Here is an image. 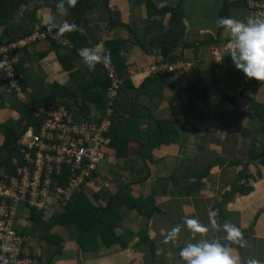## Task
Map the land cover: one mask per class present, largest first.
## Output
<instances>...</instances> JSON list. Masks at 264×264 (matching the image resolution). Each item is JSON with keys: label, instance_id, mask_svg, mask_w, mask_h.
Masks as SVG:
<instances>
[{"label": "crops", "instance_id": "crops-1", "mask_svg": "<svg viewBox=\"0 0 264 264\" xmlns=\"http://www.w3.org/2000/svg\"><path fill=\"white\" fill-rule=\"evenodd\" d=\"M131 1L108 0L110 13L107 11V14L110 15H107V19L101 20L100 12L94 8L81 20L80 29H88L97 38L100 50L104 49L105 41L112 37L130 38L131 33L126 25L135 24L138 36L134 39H143L147 43L144 25L149 17L148 8L143 0H137L135 4ZM153 1L157 7L181 4L185 34L175 52L191 66L150 83L146 91L138 92L134 104L129 100L130 104L120 109L122 120L117 124L124 130L125 154L117 156L113 147H105V157L99 164L97 177L85 192L95 204L104 206L106 202L102 198L93 200L94 193L105 188L110 194H116L126 183H131L133 197L153 195L154 205L161 212L154 211L148 215L150 208L146 204H142L140 209L115 200L113 208L105 215L110 222H115L113 234L116 238L121 237V242L105 244L102 235L96 234L90 238L91 246L82 249L77 239L78 228L72 224H57L51 228L50 234H54L53 240L58 242V251L46 240L30 234L33 226L30 216L26 215L28 220L18 217L17 229L39 252L38 264H184L177 255L179 248L200 238V234L194 235L184 226L185 217H193L209 226L204 238H215L220 242L224 241V233L219 228L213 231L211 223L218 226L225 223L236 225L241 233L248 235L243 243V256L237 248L228 247L237 264H247L250 258L264 264V169L251 163L248 172L253 177L248 184L253 186V190L249 194L237 192L229 202L220 204L222 194L230 189L242 168V165L233 162L245 161L254 143L264 149V133L259 123L250 116L255 113L252 102L264 108V81L248 78L233 66L231 58L227 56L229 36L215 24L218 17L248 18L246 0ZM35 2L39 5L37 19L43 14H50L58 24L68 22L67 13L59 14L54 9L55 1ZM225 4L228 6L224 12ZM25 8V3L19 7L18 24L22 21ZM170 18L171 13L168 12L160 20L167 25ZM110 19L120 24L112 26ZM38 25L27 38L22 39L27 43L24 55L29 54L33 62V69L30 70L33 77L42 76L45 82L58 81L71 88L79 86L77 77L81 74L85 79H96L82 85L85 92L93 86L90 84L98 83L97 77H92V68L86 66L80 56L74 60L75 77L63 67L52 43L53 40L56 44L68 43L65 37L68 31L56 35L53 30L56 36L28 40L34 33L46 30ZM1 29L2 26L0 32ZM214 47L221 49V61L214 60ZM43 51L48 52L38 57ZM125 57L129 73L126 77H130L133 86L140 89L144 80L151 77L147 67L161 59L160 46L156 44L147 52L141 44H137L125 53ZM26 58L25 66L29 67L31 60ZM192 68H196L200 74L201 89L193 87L198 81L194 75L185 74ZM26 89L22 91L28 97L31 89ZM4 93L8 92L2 77L0 98ZM10 102L8 99L7 105L10 106ZM9 106L0 108V123L8 116L16 115ZM89 106L97 110L94 102H89ZM146 113L151 120L163 124L162 131L158 136L153 135L151 141L148 138L154 133L156 125L144 117ZM108 133L106 135L110 138ZM207 164L210 165L209 172L207 167L199 168ZM147 170L149 177L136 181L138 177L145 176ZM259 170L262 176H258ZM45 218L48 219L46 215ZM174 226L180 228L176 243L164 244L163 237ZM145 234L149 241L142 238ZM111 240L112 237L106 241ZM122 242L126 246H122ZM41 255H44V260Z\"/></svg>", "mask_w": 264, "mask_h": 264}, {"label": "trees", "instance_id": "trees-1", "mask_svg": "<svg viewBox=\"0 0 264 264\" xmlns=\"http://www.w3.org/2000/svg\"><path fill=\"white\" fill-rule=\"evenodd\" d=\"M56 2V0H53ZM134 4L137 3V0H132ZM146 4L149 17L146 20L144 25L146 36L148 42L144 43L143 39H134L137 35L136 25H126L129 28L131 33L130 38L121 39V38H110L105 41L104 49L101 50L103 53L104 50H107L109 53V59L115 66L119 76L125 78L123 85L119 89L118 96L115 100L107 105L106 104V91L110 85V77L101 65H96L92 68V77H97L96 84H90L92 87L90 90L85 92V88L82 85H85L86 81L94 82L96 79H85V76L78 71L81 76L77 77V88H71L67 84L60 83L58 81H52L48 83L44 81V77H33L30 71L33 69L32 59L29 57V54L26 56L31 61L29 67L25 66L27 61L24 52L26 45H24L18 53L14 55V68L15 73L18 78L20 87L22 90H27L28 87L31 89L29 95L30 104L25 103L21 97H19L14 91L4 93L0 98V108H6L8 99L11 101L9 109L14 110L16 115H10L4 121L0 123V129L4 133V139L0 142V171L2 167L6 166L7 169L14 171L15 163L12 162L14 157L19 155V147L17 145L18 138L28 129L29 126L33 125L35 127L39 126L43 121V114L36 111L35 106L47 107L53 105L58 107L59 105L72 106L76 105L80 110L81 114H86L89 109V102H94L96 109L101 113L108 112L107 117L111 119V127L109 129L110 142L106 148L113 147L116 150L117 156H122L125 154L126 146L124 141V130L121 129L117 124V121H121V115L119 114L120 109L124 106L130 104L129 100L134 104V99L139 91H146L150 83L160 80L162 76L172 73H156L152 74L151 77L144 80L142 88L138 89L133 86L130 77L128 75V67L126 63L125 53L130 51L135 45L141 44L147 52H150L154 45L160 46L161 59L157 62L163 61H175L179 58L176 54L175 49L183 41L185 34V25H184V13L181 7V4L176 6H165L157 7L153 0H143ZM26 4V8L23 11V18L20 24L17 23V15L19 7L22 4ZM228 4H225L223 11L225 12ZM39 5L35 0H0V27L2 26L0 32V43H6L11 41L21 40L24 37L27 38L35 29L36 24L39 23V19L36 18V10ZM56 7L54 6V9ZM97 8L100 12V19H107V15H110V7L108 6V0H77V4L74 8L67 10L66 19L71 24H75L77 27L73 31H68L65 37L69 40L68 43L56 44L53 40L52 47L56 50L59 59L63 67L67 71H71V76L75 77V64L74 60L79 57L78 50L80 48H93L97 46V38L91 34L87 29L81 30L79 23L83 20L84 16L92 9ZM107 11L109 13L107 14ZM168 12L171 13L170 21L167 25H163L160 18L164 17ZM112 26H115L119 22H116L110 19ZM120 24V23H119ZM159 30V32H158ZM162 31V33H161ZM136 34V35H135ZM133 35V40L131 39ZM48 51H43L39 53L38 57H42L47 54ZM24 55V56H23ZM155 62V63H157ZM194 75L198 79L197 82L193 84V87L196 89H201L199 81V72L196 68H192L189 72L185 74ZM4 76V72L0 66V80ZM203 96V95H202ZM35 104V105H34ZM255 113L250 114L251 118H254L257 123L261 126V131L264 133V108L262 105H259L255 102H252L251 105ZM143 108V107H142ZM144 117H148L151 120V117L146 113ZM156 127L154 133L151 135L148 140H153L152 136H157L160 133V130L163 129V124L160 121L152 119ZM166 127V124H165ZM125 135L126 132H125ZM149 141V142H150ZM105 148V149H106ZM251 163H256L264 169V149L257 143L250 148V155L245 161H234L235 165H242L241 170L236 174L234 181L231 184L229 190L225 191L222 194V200L220 202L223 205L226 202H229L237 192L242 194H249L253 190V186L248 184V180L253 177L248 172V166ZM208 165V164H207ZM203 165L199 168H206L209 172L210 165ZM145 166H143L144 168ZM99 171V170H98ZM150 172L147 170V173L143 177H138L136 181H144L149 177ZM258 176H262V172L258 171ZM135 181V182H136ZM66 180H63L61 183H65ZM131 184V183H130ZM125 184L122 190L116 194H110L105 188L93 194V200L99 201L100 198L105 200L106 204L104 206L100 204H95L86 194V192L80 189V192L76 196L66 203V205L60 210L49 217L45 218V214L41 211L31 210L30 220L33 224L30 234L37 235L40 239H44L47 243H50L51 246H55L58 251L59 245L57 241L53 240L54 234H50V230L53 226L60 224L67 226L72 224L78 228V242L82 249H88L91 246L92 236L96 234H101L103 238V243L113 244L115 242H121V237H114L113 228L115 222H110L106 219L108 210L112 209L115 203V200H120L125 202L127 205L135 206L142 209V204H146L150 211V215L154 211L161 210L154 205L153 195L150 197H133L131 195V185ZM110 222V224H108ZM26 234V233H25ZM27 235V234H26ZM111 242L106 241L111 238ZM144 240L149 241V237L145 234L142 237ZM122 246H126L124 242L121 243ZM46 249V248H45ZM44 260V255L42 256Z\"/></svg>", "mask_w": 264, "mask_h": 264}, {"label": "built area", "instance_id": "built-area-1", "mask_svg": "<svg viewBox=\"0 0 264 264\" xmlns=\"http://www.w3.org/2000/svg\"><path fill=\"white\" fill-rule=\"evenodd\" d=\"M246 4L248 17H264V0H246ZM48 36L56 35L41 30L28 40ZM26 44L22 39L0 43V66L6 90L14 91L19 97L23 91L15 73L14 55ZM212 56L215 61H221V49L214 47ZM97 64L107 70L110 77L106 91L109 105L118 96L125 78L118 75L110 59L107 66ZM190 66V62L178 58L153 63L147 67V72L151 75L175 73ZM35 107L43 114L42 123L37 127L29 126L18 138L19 155L12 159L15 170L4 166L0 171V258H9V264L39 262V252L17 229L20 208L28 210V216L34 209L47 218L60 211L80 189L85 191L95 181L99 164L105 157V147L110 142L106 134L112 122L107 111L101 113L90 108L86 114H81L76 105ZM63 180H66L64 184Z\"/></svg>", "mask_w": 264, "mask_h": 264}, {"label": "clouds", "instance_id": "clouds-1", "mask_svg": "<svg viewBox=\"0 0 264 264\" xmlns=\"http://www.w3.org/2000/svg\"><path fill=\"white\" fill-rule=\"evenodd\" d=\"M77 0H56V10L59 14H65L68 9L74 8ZM216 27L226 32L229 36L227 44V56L231 58L233 66L243 72L248 78L264 81V17H248L238 20L231 16L218 17L215 21ZM49 32L55 30L56 35L76 29L75 24L68 22L57 23L53 15L43 14L40 16L39 25ZM78 55L82 62L89 68L97 63L107 66L109 53L104 50L101 53L99 46L83 48ZM184 226L194 235L200 234V238L194 242H187L179 248L177 255L184 264H237L236 259L230 254L229 248L215 238H204L209 231V226L201 224L193 217L184 218ZM213 231L218 228L223 231V240L240 243V229L231 223L218 226L214 222L210 225ZM180 228L171 227L163 237V243L174 245L177 241ZM241 246L243 244L241 243ZM0 264H9V258H0ZM247 264H258L255 258L247 260Z\"/></svg>", "mask_w": 264, "mask_h": 264}, {"label": "rangeland", "instance_id": "rangeland-1", "mask_svg": "<svg viewBox=\"0 0 264 264\" xmlns=\"http://www.w3.org/2000/svg\"><path fill=\"white\" fill-rule=\"evenodd\" d=\"M48 83H52V82L48 81ZM25 96L26 95L22 92V95H21V98L20 99H24L27 104H30L29 98H28L29 96L28 97H25ZM0 136L2 137V138L0 137L1 138L0 142H2L3 139H4V133L2 132L1 129H0ZM26 215H28V210H26L24 207H21L20 208V211L18 213V217L21 218V219L28 220L27 217H26Z\"/></svg>", "mask_w": 264, "mask_h": 264}, {"label": "water", "instance_id": "water-1", "mask_svg": "<svg viewBox=\"0 0 264 264\" xmlns=\"http://www.w3.org/2000/svg\"><path fill=\"white\" fill-rule=\"evenodd\" d=\"M247 234L246 233H241V238H240V243H235L233 244L232 242H228V241H221L222 243H224L227 247H235L239 250L241 256H243V246H241V243L243 244L245 239L247 238Z\"/></svg>", "mask_w": 264, "mask_h": 264}]
</instances>
